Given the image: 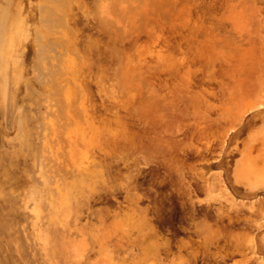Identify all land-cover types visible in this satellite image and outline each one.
I'll return each mask as SVG.
<instances>
[{"label":"rangeland","instance_id":"374dc122","mask_svg":"<svg viewBox=\"0 0 264 264\" xmlns=\"http://www.w3.org/2000/svg\"><path fill=\"white\" fill-rule=\"evenodd\" d=\"M3 1L0 264H264V0Z\"/></svg>","mask_w":264,"mask_h":264},{"label":"flooded vegetation","instance_id":"af4514ba","mask_svg":"<svg viewBox=\"0 0 264 264\" xmlns=\"http://www.w3.org/2000/svg\"><path fill=\"white\" fill-rule=\"evenodd\" d=\"M163 196H165V194L160 193V192L145 193L144 198H143V201H145L144 202V206H148L150 212L152 213L153 212V208H152L153 203H151V199L155 198V199H158V200H162ZM171 203L173 205H175L173 202H171ZM172 219H173V223L170 225V227L169 228L168 227H164L163 230L171 232L169 234L170 238H168V239L171 242L170 243L171 250H172L173 253H175L177 251V247H178L179 242L181 240H184L185 242H188L189 239L193 238L191 236V234L193 233V228L191 226L189 227V224H187V225H179V223H178L179 218L176 215ZM146 226L149 227V229H155L153 226H151V224L146 225ZM179 232H181V233L185 232L186 236L184 237V236L180 235ZM155 244L157 245L158 248H160V246L156 242H153L152 246L155 247L156 246ZM159 250H158V252H159ZM218 260H221V259H218ZM197 263L198 264H209L204 259H197Z\"/></svg>","mask_w":264,"mask_h":264},{"label":"bare ground","instance_id":"6f19581e","mask_svg":"<svg viewBox=\"0 0 264 264\" xmlns=\"http://www.w3.org/2000/svg\"><path fill=\"white\" fill-rule=\"evenodd\" d=\"M5 1V0H4ZM3 1V2H4ZM1 3V2H0ZM4 4H6V6L4 7H2V9H4V8H6L7 7V4H8V1H6ZM4 4H0V5H4ZM9 4H11V3H9ZM14 5V4H13ZM10 7H11V5H9ZM8 6V7H9ZM16 8V7H15ZM1 9V10H2ZM17 9V8H16ZM6 10H7V8H6ZM5 9H4V11H6ZM10 10V9H9ZM15 11H17V10H15ZM11 13V12H10ZM3 14L5 15V12H3ZM2 15V14H1ZM9 14L7 13V16H8ZM11 15V14H10ZM6 16V17H7ZM15 16V15H14ZM13 17V16H12ZM2 18V17H1ZM4 18V17H3ZM2 18V19H3ZM14 18V17H13ZM16 18V17H15ZM18 18V17H17ZM1 21H4L5 23H6V21H7V18H5V20H1ZM4 22H2L1 24L3 25V23ZM8 22V21H7ZM4 23V24H5ZM1 24H0V30H1V28L3 29V26H1ZM10 24V23H9ZM9 24H7V25H9ZM5 26H6V24H5ZM1 36H2V32H1ZM4 37V36H3ZM8 40V39H7ZM1 41V40H0ZM6 41V40H5ZM10 41V40H9ZM2 42H4V41H2ZM0 44H2L1 42H0ZM10 47H12L11 45H9ZM4 50V49H3ZM2 51V50H1ZM259 156H263L264 157V154L263 153H260V155ZM263 161H264V158H263ZM239 219V218H238ZM241 221H244V220H247L246 218H241L240 219ZM263 227V225H261V224H259V226H258V230L259 229H261ZM263 230V229H262ZM260 232H262V231H260ZM257 250L259 251V252H261V253H263L264 254V234L261 236V238L259 239V243L257 244ZM258 264H262V260H259V262H258Z\"/></svg>","mask_w":264,"mask_h":264}]
</instances>
